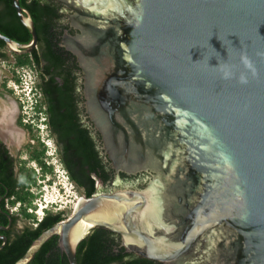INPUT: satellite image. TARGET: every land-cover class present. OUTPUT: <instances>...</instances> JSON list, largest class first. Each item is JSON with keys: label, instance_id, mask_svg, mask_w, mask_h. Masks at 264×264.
Here are the masks:
<instances>
[{"label": "water", "instance_id": "obj_1", "mask_svg": "<svg viewBox=\"0 0 264 264\" xmlns=\"http://www.w3.org/2000/svg\"><path fill=\"white\" fill-rule=\"evenodd\" d=\"M61 1L76 30L62 45L82 69L101 148L118 173L147 175L142 186H119L117 175L115 190L81 196L14 264L54 235L79 264L78 244L95 227L162 264H264V0ZM13 3L32 41L0 39L28 53L35 23ZM241 51L258 67L247 85L214 68L238 65Z\"/></svg>", "mask_w": 264, "mask_h": 264}, {"label": "trees", "instance_id": "obj_2", "mask_svg": "<svg viewBox=\"0 0 264 264\" xmlns=\"http://www.w3.org/2000/svg\"><path fill=\"white\" fill-rule=\"evenodd\" d=\"M33 18L38 34L37 47L28 53H13L17 67L30 68L35 74L36 120L43 118L49 136L57 144V155L69 179L80 194L90 197L98 190L97 182L108 183L114 176L110 159L101 148V136L92 124L83 122V73L76 56L61 47L60 39L67 29L74 28L65 20L66 7L61 0H19ZM0 32L18 42L30 43L32 34L21 22L13 0H0ZM6 43L0 39V57L8 59ZM20 82L19 78H16ZM31 141L25 146L27 159L13 158L0 147V264H14L46 229L66 218L63 210L45 208L38 217L36 200L41 187L54 167L48 163L47 146L33 131V124H24ZM35 163V167L29 165ZM122 177L130 178L125 172ZM141 175V174H138ZM135 175L133 176V178ZM143 185L142 184L140 186ZM19 220L30 224L16 229ZM79 264H162L127 252L118 234L95 227L77 247ZM28 264H70L58 247V236L48 239Z\"/></svg>", "mask_w": 264, "mask_h": 264}, {"label": "rangeland", "instance_id": "obj_3", "mask_svg": "<svg viewBox=\"0 0 264 264\" xmlns=\"http://www.w3.org/2000/svg\"><path fill=\"white\" fill-rule=\"evenodd\" d=\"M7 54L9 56L8 60L5 62H0V75H5V80L8 87L16 81V78L20 79L21 86L18 88L17 92L11 87V98L12 103L16 107L17 115L21 117L24 124H33V131L36 135L44 141L47 146V160L54 169L53 173L47 175L43 181L41 187L42 194L36 200L37 210H34L38 217H42L45 208L56 210H63L65 212L66 218L71 215L73 208L82 194H80L77 187L69 179L67 171L61 164L59 157L57 155V144L49 136V130L45 123H43V118L36 120V115L34 112V106L36 104L34 97V90H32L35 82L34 72L27 67H17L14 65L15 59L13 53L7 48ZM22 136L23 143L27 144L31 141V136L26 133ZM22 158L27 159L26 152L22 153ZM30 166L35 167L37 172L41 174L39 167L33 163H29ZM116 183V179H115ZM98 192L103 191L104 184H97ZM28 221L19 220L16 229L21 230L25 226L29 225Z\"/></svg>", "mask_w": 264, "mask_h": 264}, {"label": "flooded vegetation", "instance_id": "obj_4", "mask_svg": "<svg viewBox=\"0 0 264 264\" xmlns=\"http://www.w3.org/2000/svg\"><path fill=\"white\" fill-rule=\"evenodd\" d=\"M70 14L64 12L65 20H68ZM73 29V28H72ZM74 32H71V29H68L69 33H76V30L73 29ZM65 34V33H64ZM64 34L60 39L61 47H64ZM7 53V50H5ZM13 53V52H12ZM8 55V54H7ZM8 59H2L0 57V62H5ZM5 75H0V147L3 148L4 151H7V154L13 158H22V153L25 151L26 143L24 144L22 141L23 133H29L28 130L20 124L21 117L17 115L16 107L12 103L11 98V90L9 89L7 82L5 80ZM82 107L84 109L83 113V122L92 124L94 128L95 134H99L97 131L93 119L89 116L87 109L85 107V98L83 96ZM101 136V135H100ZM102 144V140H101ZM141 175L131 176L130 178L122 177L120 173L115 171L113 178L106 184H104V192H111L115 190V179L117 175L120 176L121 181L123 183L119 184V186H124L126 183L138 184L141 185L143 181L144 185V177L147 175L146 172L139 173ZM102 182V181H101ZM103 184V183H102ZM98 192V191H97ZM121 239V238H120Z\"/></svg>", "mask_w": 264, "mask_h": 264}, {"label": "clouds", "instance_id": "obj_5", "mask_svg": "<svg viewBox=\"0 0 264 264\" xmlns=\"http://www.w3.org/2000/svg\"><path fill=\"white\" fill-rule=\"evenodd\" d=\"M257 55L264 56V52H258ZM214 68L218 70L221 79H237L241 85H247L250 78H255L259 74L256 62L247 51H241L238 65L230 63L228 59H219V64L214 66Z\"/></svg>", "mask_w": 264, "mask_h": 264}, {"label": "built area", "instance_id": "obj_6", "mask_svg": "<svg viewBox=\"0 0 264 264\" xmlns=\"http://www.w3.org/2000/svg\"><path fill=\"white\" fill-rule=\"evenodd\" d=\"M21 86L20 82H14L12 85H10L9 87H11L12 89H14V91L17 92L18 88Z\"/></svg>", "mask_w": 264, "mask_h": 264}, {"label": "bare ground", "instance_id": "obj_7", "mask_svg": "<svg viewBox=\"0 0 264 264\" xmlns=\"http://www.w3.org/2000/svg\"><path fill=\"white\" fill-rule=\"evenodd\" d=\"M79 199V198H78ZM76 237V235H74Z\"/></svg>", "mask_w": 264, "mask_h": 264}]
</instances>
